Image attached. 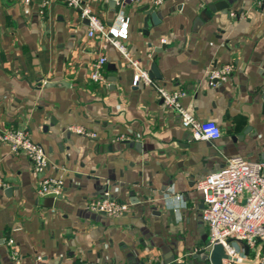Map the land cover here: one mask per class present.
Listing matches in <instances>:
<instances>
[{"label":"crops","instance_id":"0c3cea01","mask_svg":"<svg viewBox=\"0 0 264 264\" xmlns=\"http://www.w3.org/2000/svg\"><path fill=\"white\" fill-rule=\"evenodd\" d=\"M82 1L104 26L118 10L127 17V59L88 36L63 0H0V131L25 130L48 163L35 174L0 143V264H13L9 238L18 264H190L207 243L196 182L227 159H264V3L227 0L226 11L195 27L215 0ZM99 54L104 82L96 84L88 76ZM131 63L150 73L151 86L132 85ZM223 65L227 80L209 87L208 71ZM154 86L180 93L181 107L214 122L219 137L193 140ZM41 177L62 182L50 207L36 193ZM104 192L127 204L123 215L85 209ZM231 245L243 255L240 242ZM255 248L247 258L264 264V245Z\"/></svg>","mask_w":264,"mask_h":264},{"label":"built area","instance_id":"2783aa9c","mask_svg":"<svg viewBox=\"0 0 264 264\" xmlns=\"http://www.w3.org/2000/svg\"><path fill=\"white\" fill-rule=\"evenodd\" d=\"M29 0H23L27 3ZM48 0H43L45 5ZM65 5L78 11L80 17L87 22V35H99L115 47L121 56L127 59L125 46L121 43L127 36L128 19L121 10L117 11L114 23L104 26L100 19L83 4L82 0H63ZM136 0H115L118 6L126 2ZM163 0H153V4H160ZM256 4L264 3V0H254ZM233 15V13H230ZM105 57L97 56L90 66L89 80L100 84L104 82L103 66ZM135 69L132 85L151 86L152 80L147 73ZM231 72V66L223 65L214 68L207 73V84L215 87L224 83ZM154 90L157 99L176 114L180 126L188 131L193 140L213 141L220 133L216 124L212 121H198L193 115L181 107L178 100L180 93H168L160 87ZM69 132L82 137H94L93 134L84 131L80 127L70 126ZM0 143L6 145L12 154H24L33 173L40 174L47 167V159L44 150L38 144L30 141L23 129H7L0 131ZM202 201L200 220L207 229V244L209 247L220 245L224 249L227 259L221 264H242L244 257L231 242L245 244L248 249L255 248L264 242V159L248 161L239 157L227 159L218 170L205 175L195 184ZM62 190V182L58 179L41 177L37 181L36 193L45 197L52 195L57 197ZM85 209L91 213L116 218L127 210V204L111 199L108 193L89 200ZM10 248V260L18 264V255L12 239L6 240ZM258 250L256 251L257 255ZM254 264L257 263V260Z\"/></svg>","mask_w":264,"mask_h":264},{"label":"water","instance_id":"95a60500","mask_svg":"<svg viewBox=\"0 0 264 264\" xmlns=\"http://www.w3.org/2000/svg\"><path fill=\"white\" fill-rule=\"evenodd\" d=\"M228 1L227 0H215L212 1L210 3H208L203 9H201L199 11V13L195 16L194 20H193V24L194 26H198L200 25L202 22L207 21L211 15L216 12V11H226L227 7H228ZM146 15L151 18L154 21L155 15L156 13L154 11H147ZM151 72H153V68L151 67ZM148 77L150 79H152V76L150 75V73H147ZM8 191V189H7ZM55 197L52 195H48L45 196L46 202H47V206H51L52 200ZM243 249V256L247 257L248 255V247L243 244L240 243ZM261 245H264V242L258 244L256 246V251L259 249V247ZM228 256L226 255L224 249L222 248V246L216 244L213 245L211 247L208 246V244L206 243L205 247L203 250H201L200 252H198L195 256H193L191 259L190 264H221V261L223 259H227ZM255 257L251 260H247V259H243L242 260V264H254L255 262ZM143 264V263H142ZM165 264H172L170 262H166ZM179 264H188L187 261L182 260Z\"/></svg>","mask_w":264,"mask_h":264}]
</instances>
